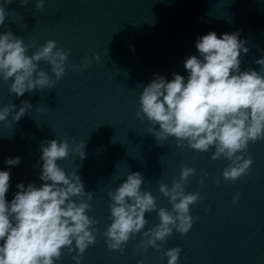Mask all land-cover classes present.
I'll return each mask as SVG.
<instances>
[{
    "label": "water",
    "instance_id": "1",
    "mask_svg": "<svg viewBox=\"0 0 264 264\" xmlns=\"http://www.w3.org/2000/svg\"><path fill=\"white\" fill-rule=\"evenodd\" d=\"M37 2L5 4L9 15L0 32L12 30L29 45V55L55 40L69 51V59L55 87L23 97L10 92L11 80L0 79V107L22 100L33 106L17 123L0 122V169L9 167L8 157L22 158L11 169L8 199L18 182L42 183L35 166L41 143L68 139L76 149L86 142L84 160L73 151L59 161L69 172L78 170L86 190L93 192L89 215L99 221V232L83 254V264H167L164 253L174 247L182 249L179 264H264V140L249 143L247 154L254 162L232 182L223 177L230 161L212 160L214 148H181L174 137L158 141L147 130V119L137 116L143 85L154 74L169 80L176 72L186 75L184 60L197 54V36L242 29L241 38L250 48L242 69H258L254 61L264 54V0H45L40 9ZM86 58L91 63L85 67ZM39 67L55 79L47 62H39ZM183 166L196 169L186 191L201 196L191 206V230L186 235L174 230L160 250L139 248L142 233L127 242L123 254L110 250L103 236L111 223L108 191L130 172L140 171L143 189L156 196L159 207L171 209L159 185L171 186ZM146 218L145 230L159 223L156 211ZM75 254L65 249L58 264H75Z\"/></svg>",
    "mask_w": 264,
    "mask_h": 264
},
{
    "label": "clouds",
    "instance_id": "2",
    "mask_svg": "<svg viewBox=\"0 0 264 264\" xmlns=\"http://www.w3.org/2000/svg\"><path fill=\"white\" fill-rule=\"evenodd\" d=\"M12 2H0V27L9 15L5 4ZM21 3L26 5L28 0ZM44 4L45 0H38L36 7L43 8ZM241 32L210 31L197 36V54L184 60L186 75L176 72L169 80L154 74L143 85L137 110V116L147 119V130L158 141L174 137L181 148L201 152L214 148L212 160L230 161L223 177L232 182L246 174L254 162L247 154L249 143L264 140V54L254 61L258 69H242L250 48ZM28 51L29 45L12 30L0 32V79L12 81L10 92L17 97L55 87L66 72L69 51L58 47L57 41L49 39L31 55ZM260 51L264 53V49ZM41 61L51 66L55 79L40 69ZM89 63L86 58L84 66ZM32 107L28 100L4 105L0 107V122L5 126L17 123ZM85 149L86 142L73 149L68 139L41 143L35 166L40 169L42 183L18 182L11 200V169L22 158L5 160L9 167L0 169V264H58L65 249L70 255L76 253L71 257L75 264H83V254L96 243L99 232V221L89 215L93 192L86 190L78 170L69 172L59 161L73 151L84 160ZM195 173L194 167L183 166L171 186L160 183L159 191L168 198L169 209L159 207L156 196L143 189L145 177L140 171L130 172L115 190L108 191L111 223L103 233L107 247L123 254L127 242L142 233L139 248L147 252L149 246L160 250L174 230L186 235L194 223L191 206L201 199L199 192H188L185 187ZM233 202L238 203V197ZM152 211L157 212L159 223L145 230L149 223L146 214ZM181 252L180 247L167 250V264H179Z\"/></svg>",
    "mask_w": 264,
    "mask_h": 264
}]
</instances>
